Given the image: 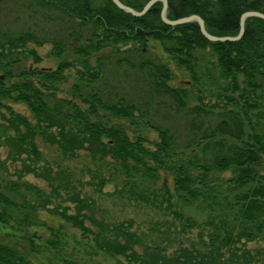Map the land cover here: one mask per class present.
<instances>
[{
  "label": "trees",
  "instance_id": "1",
  "mask_svg": "<svg viewBox=\"0 0 264 264\" xmlns=\"http://www.w3.org/2000/svg\"><path fill=\"white\" fill-rule=\"evenodd\" d=\"M37 1L61 10L81 25L92 26L85 40L79 33L73 34L75 46L54 44L58 56L68 46L88 71L91 81L97 80L99 73L98 67L89 65L92 55L107 48L117 53L119 47L129 44L137 45V51L143 53L148 49V41L153 40L171 60L190 73L191 85L217 84L223 94L239 92L242 103L227 95L225 106L233 105L235 109L231 106L233 109L222 112L226 119L220 121L218 134H206L195 141V146L203 145L202 159L198 154L179 158L165 129L155 128L157 142L149 143L139 134L129 137L124 122L135 124L138 109L123 99L108 104L95 93L77 94L81 107L63 99L60 105L66 106L65 111L62 106H50L48 98L54 96L51 90H56L52 85L63 79L62 72L72 64L61 61L55 71L23 69L14 74L11 66L17 62L14 56L20 48L29 41L38 45L40 42L31 33L1 36L0 150H7V160L21 164L17 179L6 189L26 202L22 209L28 212L44 209L80 231V238L76 239L81 248L79 254L66 258L61 248L63 232L51 229L47 244L60 256L62 264H102L87 258L99 253L121 258L120 264H264V173L260 170L264 125L258 121L264 118V20L249 17L240 39L212 42L202 35L195 21L176 26L165 24L160 17L161 1L140 17L124 12L111 0H103L97 6L93 0ZM119 1L140 11L149 0ZM248 11L264 14V0H167L166 17L175 20L198 15L210 35L234 37L239 33L241 15ZM197 51L207 53L205 64L214 62L223 84L206 73L207 65L201 68ZM28 53L39 60L34 50ZM162 68L155 73V86L185 108L184 98L188 92L171 87V73ZM238 77L243 78L244 87ZM9 103H24L34 122L16 113ZM200 109L204 114L209 113L203 107L195 108L198 112ZM37 138L54 145L64 159L78 157L79 151H86L100 162L110 157L112 160L106 165L114 164L123 169L128 179L134 174L155 179L160 171L169 173L172 192L164 186L149 192L135 187L133 180H127L116 193L136 203L168 211L173 222L165 221V230L160 235L145 237L133 227L132 220L109 223L96 218L93 197L78 189L67 169L53 170L44 162ZM151 144L154 149L150 148ZM2 164L0 161V170L4 169ZM226 171H230L229 178L216 176ZM26 175L44 180L50 192L25 181L23 176ZM92 179L96 181L93 186L97 193H102L110 182L101 171L94 173ZM8 193L0 190V208L3 209L0 225L10 229L30 226L26 213H22L21 218L7 219L10 216L7 209H20ZM193 203L207 211L205 220L199 224L182 211V207ZM51 204L54 206L48 207ZM86 222L94 229L86 226ZM33 237L37 235L33 233L26 238L31 243ZM253 242L261 246H247ZM83 246L90 247L91 253ZM0 264L34 263L16 246L0 243Z\"/></svg>",
  "mask_w": 264,
  "mask_h": 264
},
{
  "label": "rangeland",
  "instance_id": "2",
  "mask_svg": "<svg viewBox=\"0 0 264 264\" xmlns=\"http://www.w3.org/2000/svg\"><path fill=\"white\" fill-rule=\"evenodd\" d=\"M102 2L103 0H93L95 6ZM91 27V25H81L77 21L69 19L61 10L41 5L37 0H0V37L31 33L35 40L40 42L38 45V43L29 41L23 48H20L19 53L14 56L17 62L11 66L14 74L23 69L55 71L61 61L72 64L62 72L63 79L52 85L56 90H51L54 92V96L48 98L50 106L59 105L65 111L66 106L60 105L63 99L81 107L77 94L86 96L95 93L108 104H115L123 99L138 109L135 124L124 122L130 138L139 134L149 143L157 142L159 137L155 128L165 129L171 137L179 158H188L193 154H198V157L202 159L201 147L203 145L195 146V141L206 134H218L220 121L226 119L222 112L233 109L231 107L233 105L225 106V97L228 95L235 102L241 103L240 93L223 94L217 84H212V86L191 85L190 73L171 60L160 44L153 40L148 41V49L143 53L137 51V45L129 44L119 47L120 51L117 53H113L111 49L107 48L101 53L92 55L89 65L98 67L99 73L97 80L91 81L88 71L80 64L77 56L68 46L60 56L56 55L54 48V44L59 42L75 46L73 34L79 33L85 40L91 34ZM29 50L35 51L38 61L29 55ZM206 54L202 51L196 52L201 68L207 61L204 59ZM205 65L209 70L206 73L215 77V82L223 84L224 81L219 77L214 62ZM162 67L171 73L169 82L171 87L185 89L188 92L187 97L184 98L185 108L180 106V103L169 94L155 86V73L163 70ZM1 74L2 72H0ZM238 81L241 87H244L243 78L238 77ZM213 82L214 79H211V83ZM219 97L223 99L220 100ZM9 105L16 113L34 122L31 112L24 103H9ZM196 107H203V110L209 111V113L204 114L201 109L198 112L195 110ZM262 110L264 111V108ZM258 121L264 125V118H260ZM258 130L261 131L262 128ZM36 143L44 162L53 170L67 169L78 189L83 194L93 197L96 218H103L109 223L132 220L133 227L144 233L145 237L160 235L165 230L164 222H173V217L168 214V211L164 212L155 207L136 203L116 193L117 189L124 187L127 180H133L135 187L149 192H154L161 186L172 192L173 183L169 173L160 171L155 179L134 174L128 179L123 169L114 164L106 165L112 160L110 157L100 162L98 159H92L86 151H79L78 157L64 159L54 145L41 138H37ZM150 148L154 149L152 144ZM6 154V149L0 150V161L4 166V169L0 170V190L8 193L6 186L17 179V172L21 170V164L7 160ZM260 170L264 173V156L261 158ZM98 171L110 179V182L102 189V193L95 192L93 186L96 181L92 177ZM216 176L225 180L231 174L230 171H226L216 174ZM23 179L42 188L46 193L50 192V187L42 179H37L33 175L23 176ZM20 190L27 194L24 190ZM7 195L16 201L18 208L21 209H7V214L11 216L7 219L21 218V214L26 213L31 224L24 229H10L0 225V243L16 246L24 251L34 264H62L60 256L55 254V251L47 244V240L51 238V229H56L64 234L63 239L61 238L63 241L61 248L65 257L69 258L72 254L75 256L79 254L78 249L81 250V248H78L76 242V239L80 238L79 230L44 209L28 212V210L22 209L26 203L22 198L13 195V192L12 194L9 192ZM197 204L184 206L182 211L199 224L205 220L207 211ZM53 206L54 204H51L48 207ZM1 212L3 209L0 208ZM86 226L94 229L88 222H86ZM33 233L37 237H33L34 240L30 243L26 237ZM247 246L258 248L261 243L253 242ZM82 248L87 253L92 251L88 246ZM83 256L87 257L84 254ZM87 258H92L93 261L102 264H120L119 260H121V258L113 259L100 253Z\"/></svg>",
  "mask_w": 264,
  "mask_h": 264
},
{
  "label": "water",
  "instance_id": "3",
  "mask_svg": "<svg viewBox=\"0 0 264 264\" xmlns=\"http://www.w3.org/2000/svg\"><path fill=\"white\" fill-rule=\"evenodd\" d=\"M119 9L123 10L126 13L131 14L134 17H140L143 16L156 2L161 1L162 2V9H161V20L169 25V26H176L179 24H183V23H188V22H196L198 24V27L200 29V32L202 33V35L208 39L209 41L212 42H219V41H236L238 39H240L243 35L244 32V23L246 21L247 18L249 17H257V18H261L264 20V14L261 12H257V11H248L245 12L241 15L240 17V21H239V33L232 37V36H225V37H216L213 35H210L206 29H205V25L203 20L201 19V17H199L198 15H189L187 17H183V18H179V19H175V20H169L166 17V12H167V0H149L147 3H145V5L143 6V8L140 11H136L133 8L124 5L123 3H121L119 0H111Z\"/></svg>",
  "mask_w": 264,
  "mask_h": 264
}]
</instances>
